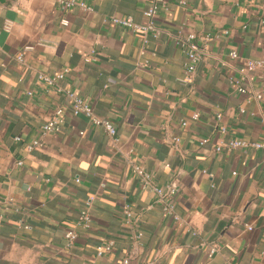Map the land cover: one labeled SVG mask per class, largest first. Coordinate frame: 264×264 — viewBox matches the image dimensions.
Segmentation results:
<instances>
[{
    "label": "crops",
    "instance_id": "crops-1",
    "mask_svg": "<svg viewBox=\"0 0 264 264\" xmlns=\"http://www.w3.org/2000/svg\"><path fill=\"white\" fill-rule=\"evenodd\" d=\"M75 1L92 11L58 0H0V264H122L127 257L129 264H264V151H215L231 139L264 141V101L250 97L264 88V69L249 76L246 95L230 83L244 60L264 61V0H163L167 8L153 20L160 35L149 36L143 57L141 33L105 20L145 25L152 0ZM180 32L204 49L188 85ZM25 46L32 50L19 62ZM232 50L238 61L229 59ZM145 60L149 66L138 67ZM63 69L59 86L109 120L114 138L73 116L68 97L39 78ZM58 108L60 131L42 135ZM36 140L41 147L27 152ZM132 165L156 186L178 188L179 221L164 216ZM85 207L87 229L77 225ZM68 230L77 235L71 245ZM108 242L111 251L97 256Z\"/></svg>",
    "mask_w": 264,
    "mask_h": 264
},
{
    "label": "built area",
    "instance_id": "built-area-1",
    "mask_svg": "<svg viewBox=\"0 0 264 264\" xmlns=\"http://www.w3.org/2000/svg\"><path fill=\"white\" fill-rule=\"evenodd\" d=\"M63 8L71 9L73 7H78L86 12H91L92 8L84 4L83 2H77L75 0H58ZM181 5H185L184 2H179ZM167 6L163 0H152L148 5V8L143 11L142 15L147 20L145 25H139L135 23L131 18H121L118 16H112L105 20L106 23L116 26L125 30H128L132 33H141L142 34V47L140 48V56L145 55V47L144 45L147 43L149 36L156 39L160 35V30L154 24V18L159 14L160 11L166 10ZM61 25L64 27L68 26V22L65 19L61 20ZM6 31L10 30L9 23L7 22L4 26ZM210 40L209 35H205L202 37L203 42H207ZM176 45H178L182 51L184 52L187 63L185 65V77L181 82L185 85L191 84L192 75L194 73L196 65L201 61L204 55V49L200 48V46L196 43V36L193 33H188L186 35H182L181 32L178 34L175 39ZM32 50V46H25L22 49V52L18 54L16 60L21 62L23 60L24 52ZM228 57L230 60L238 61L239 55L236 50H232L228 53ZM84 61L89 62L90 60L85 59ZM149 66V61L145 60L138 64V67H147ZM264 69V61L263 60H249L246 59L242 62L241 66L237 70L238 76L235 79H230V83H232L238 94L246 95L248 94V78L254 72ZM68 69H63L62 71L52 75L45 76L40 75V80L45 83L48 87L54 88L58 93H64L69 101L71 102V110L73 116H84L96 127L101 128L107 136L114 138L116 135V129L114 125L107 119L99 118L94 115L91 106L80 96H78L74 91H64L60 86L59 82H61L65 76L68 74ZM30 95V93H28ZM250 97L256 101H264V88L258 91L253 92ZM240 112H243L242 110ZM63 110L58 108L54 111L51 118L43 123L40 127V133L42 135L47 134H56L60 131V126L63 122L62 119ZM217 120L221 119L220 115H217ZM198 119V114H194L192 116V120L196 121ZM183 125H186L184 122ZM218 134L224 135L226 133V128L224 126H220L217 129ZM83 133H80L82 136ZM16 142L20 141V138H15ZM207 139H203L200 141L199 145L203 146L207 143ZM41 147V142L33 141L26 146V151L31 152L37 148ZM222 149H226V151L230 152L235 149H243V150H262L264 151V141H244L239 139H231L223 144H219L216 146L215 151L220 152ZM133 175L139 180L141 188L143 190H150L155 194L158 198L159 202L162 204V213L164 216L171 218L174 221H179V217L175 212V201L178 195V188L175 186H166V187H158L153 181L152 177L145 170L140 168L139 166L132 165L131 166ZM235 175V173H233ZM88 207V206H87ZM85 207L78 216L77 225L82 227L83 229H87L90 227L91 218L88 212V208ZM123 214L125 220L128 224H130L132 214L128 207L125 205L123 208ZM27 228V227H25ZM247 230L250 231L251 227L247 226ZM64 237L68 244H72L77 235L73 230H68ZM142 233H138L136 238H141ZM112 249V242H108L103 244L97 248V256H102L105 252H110ZM216 252L215 249H211L209 255L212 256ZM122 264H129V258H124Z\"/></svg>",
    "mask_w": 264,
    "mask_h": 264
}]
</instances>
